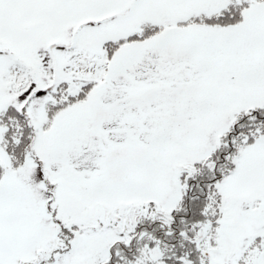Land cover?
<instances>
[{
  "label": "snow or ice",
  "instance_id": "obj_1",
  "mask_svg": "<svg viewBox=\"0 0 264 264\" xmlns=\"http://www.w3.org/2000/svg\"><path fill=\"white\" fill-rule=\"evenodd\" d=\"M0 264H264V0H0Z\"/></svg>",
  "mask_w": 264,
  "mask_h": 264
}]
</instances>
